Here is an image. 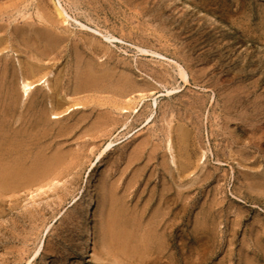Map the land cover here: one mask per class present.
<instances>
[{"label":"rangeland","instance_id":"374dc122","mask_svg":"<svg viewBox=\"0 0 264 264\" xmlns=\"http://www.w3.org/2000/svg\"><path fill=\"white\" fill-rule=\"evenodd\" d=\"M190 1L248 37L218 27ZM44 2L52 10L50 0H0L10 15L0 29L9 46L6 71L0 61V144L6 162L49 164L35 182L0 188V264H264V0H65L81 23L119 37L108 45L133 63L123 71L153 86L124 97L103 80L77 88L75 37L53 50L55 60L31 57L22 19ZM25 62L42 67L27 75L28 97ZM238 98L246 107H232ZM113 104L133 111L102 135ZM258 109L261 122L247 124Z\"/></svg>","mask_w":264,"mask_h":264},{"label":"bare ground","instance_id":"6f19581e","mask_svg":"<svg viewBox=\"0 0 264 264\" xmlns=\"http://www.w3.org/2000/svg\"><path fill=\"white\" fill-rule=\"evenodd\" d=\"M44 3L46 6L42 5L43 9L41 8L42 10L36 11L37 14L35 17H34V15L30 14L27 16V18L22 19V24L24 26H26V28L29 29V32L28 33L24 32L21 36V40L25 45L31 46L29 48L34 49L35 52H33V54H30V55H32L31 56L32 58H35V60L39 61V60H42L44 58L43 57L42 59H40L38 57V56L42 55V56L49 57L52 60H55L56 55H54L53 57H50L51 53L54 52L53 50H56L60 46H64L63 43H66L68 39L70 40V38H73V41H74V37H75L76 40L74 41V47H75L74 48L75 49V56H74L75 60H74V62H75V68H76V80H77V84L79 86L77 88H79V90H81L80 88H87V87L95 86V85H97L98 81H100V80L105 81L106 82V83L104 82L105 84L111 85V88L113 87L112 89H114L116 91V93L123 95V97L125 95L127 96L128 93H132L133 91H138L139 87L141 89V86H142V89H143V87H153L151 85V83H149V82H144L141 85L138 84V82L132 78L130 73L123 71L125 69L131 70L133 63L128 62V61H123L120 58H117L114 55V53L112 52V50L109 48V45H108V44H112V43L121 42V39L119 37L112 35L108 31H101L99 29L91 28V27H88L85 24L81 23L77 19V17L71 13V9L74 6H72L71 4L68 6V4H66L65 0H50V3L52 4V10H49V8L48 9L46 8L49 5L47 2H44ZM190 3L192 4V9L197 11L199 14L204 15L208 20L212 21L218 27H222L223 29H225L227 31H236L240 36L248 37L247 34L243 30L229 24L220 15L215 14L211 10L204 9L197 2H193V1L191 2L190 1ZM38 9H39V6H38ZM6 13H7V11L5 9L0 8V20L1 21L4 20L3 14H6ZM6 16H7V17H5L7 20L6 23L3 21L2 22L0 21V29H4V31L9 28V24H10V22L8 20V17L10 15L6 14ZM18 17H23V14L21 16L19 15ZM16 19H17L16 17L13 18V20H16ZM68 23L77 26V30L75 29L76 31L71 32L69 29H67L65 26H63V25H66ZM77 33H79V34H77ZM84 34H85V36H84ZM87 35L89 37H87ZM104 42L107 44H105ZM8 47L9 46L4 42V39L2 37H0V61H2V63H3V71H6V56H7V54L5 52L7 51ZM135 48L137 49V51L140 54L152 55L155 57L167 59L166 57H164L160 53H157L151 49H147V48L139 47V46H135ZM102 56H104L103 59H101ZM112 59L115 60L114 66L109 67L107 65V62H109ZM167 60L174 62L171 59H167ZM32 61H34V60H32ZM53 62H55V61H53ZM119 63L123 64L121 69L119 68ZM37 64L35 62H29V63L25 62L24 68L22 67V65L19 66V68L21 70V77H22V80H21L22 96L28 97V95H29L28 93H29L30 89L34 86L32 81H27V79H28L27 75H32V76L35 75V77H36V74L38 75V73L42 69L41 65H37ZM134 65H136V64H134ZM175 65H176L177 72L180 75V77L182 78V80L184 82H187L186 73H185L184 69L177 63ZM46 66H48V65H46ZM117 67L120 69L118 74L122 73L124 75H120V76L118 75L117 78H115L113 73ZM165 72H167V71H165ZM126 73H128V74H126ZM3 74H4V72H3ZM40 74H42V72ZM74 76H75V74H74ZM37 79H40V77ZM148 79L150 81H152L151 78H148ZM34 80H36V79H34ZM37 82L40 83L39 81H37ZM46 82L47 81H45V83ZM105 84H104V86H105ZM45 85L48 87L49 84H45ZM105 87H109V86H105ZM55 88H57V86ZM93 88L94 87H92V89ZM51 90L52 89L50 87V89H49L50 93H51ZM165 92H166L165 94H170L172 92V89H170V90L166 89ZM50 93L48 96H51ZM57 94H58V92H57ZM139 97H141V96L139 95ZM61 98H63V97H61ZM141 98H139V99H141ZM57 102H59V101H57ZM244 102H245L244 100H241L238 98L237 102H235V104H233L232 107L237 106V103L238 104L241 103L246 107ZM125 104H126V102H125ZM51 105H54V104H51ZM123 105L121 104V106H119L117 104H113V106H112L113 108H110V110H108L109 111L108 114L104 113L106 115V117H104L99 123V124H101L100 125L101 127L103 126L104 130L98 127L99 129L103 130V132L101 133L102 135H106V136L111 135L112 132L117 129V127L119 126L118 125V120H119L118 115H121V117L124 116L126 119V116H128L129 113L131 111H133L131 106H128V105L123 106ZM50 107H52V106H50ZM50 109L51 110H49V111H53V108H50ZM54 109H55V107H54ZM55 112L57 113L56 110H55ZM135 112L137 113L138 110H136ZM260 112H261V109L256 110V112H254V113L248 112L245 115V117L248 119L247 124H249V122L252 120H255L258 123H260L262 120V115L260 114ZM56 113L52 112V116H53V114H54L53 117L57 116L58 114H56ZM252 117H253V119H252ZM120 121H121V119H120ZM126 125H129V123ZM126 125H125V127H126ZM177 126L179 127L178 129L180 130L181 126L180 125H177ZM121 129H122V127H121ZM179 130L178 131L176 130L177 131L176 136H177L178 141L180 143H182L183 133H181V131L179 132ZM98 134H99V132H98ZM101 134H100V136H101ZM3 143L4 142L2 141L1 144L3 145ZM5 143H7V141ZM1 144H0V153H1L0 154V188L8 189L9 187H11L15 184L18 185V183H20V182L23 184L25 183V185H26L27 183L37 181L39 179L38 176H40V175L42 177L49 175V168H48L49 164H47V162H45V161L41 165L39 164L40 165V166L38 165L39 167H36L34 165L28 166V165H25L21 161H17L15 163L6 162V157L8 155L6 150L8 149L7 148L8 145L2 146ZM10 144H11V142H10ZM110 146H111V141H109L105 145L104 149L98 154V156H97L98 161H100L102 154L106 150H108ZM180 146H182V145H180ZM170 147H171L170 143H168V146H167L168 150H170ZM12 148H13V146H12ZM10 151H11V149H10ZM18 154H21V153H18ZM23 156H25V155H23ZM170 159H171V161H173L172 156L170 157ZM40 179L42 180V178H40ZM178 179H179V175H178ZM180 184H182V180L180 181ZM181 214H182V212H181ZM1 229L2 228H1V224H0V232H1ZM6 241L7 240H5V242ZM41 250H42L41 246H39L38 250L34 254V257L39 256V254H40L39 252ZM51 262H52L51 260L44 259L41 261L40 264H50Z\"/></svg>","mask_w":264,"mask_h":264}]
</instances>
